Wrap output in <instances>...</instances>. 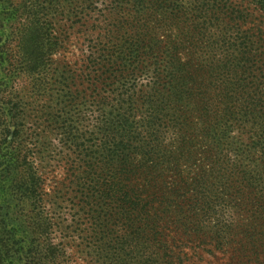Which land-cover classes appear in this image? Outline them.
<instances>
[{
  "label": "trees",
  "instance_id": "obj_1",
  "mask_svg": "<svg viewBox=\"0 0 264 264\" xmlns=\"http://www.w3.org/2000/svg\"><path fill=\"white\" fill-rule=\"evenodd\" d=\"M45 2L24 0L19 16L0 0V119L19 113L16 73L36 91L55 79L69 105L95 103L94 130L63 125L77 215L122 259L141 243L145 264H243L264 250L240 219L264 190V0H103L78 20L92 47L76 72L51 70L64 41ZM18 126L0 121V264L12 259L5 218L15 201L33 209L29 243L14 252L25 264H52L60 250L44 211L51 194L32 156L11 144ZM255 126L262 136L249 135V148L233 146L237 127ZM252 153L262 175L239 170ZM140 263L131 254L124 262Z\"/></svg>",
  "mask_w": 264,
  "mask_h": 264
},
{
  "label": "rangeland",
  "instance_id": "obj_2",
  "mask_svg": "<svg viewBox=\"0 0 264 264\" xmlns=\"http://www.w3.org/2000/svg\"><path fill=\"white\" fill-rule=\"evenodd\" d=\"M98 1L46 0V7L48 6L49 9L47 11L48 18L52 21L54 35L64 41L52 58L54 61L51 70L54 71L57 68L61 71L63 66H67L69 70L74 72L81 67L83 56L89 52L92 42L83 43V33L78 20L85 17L86 13L91 16L94 12L91 11L93 6L102 9L108 5V2ZM2 2L4 7H8L7 12H11L12 8H20L19 16H21L24 0H2ZM3 17L7 18V16ZM22 18H25V16H22ZM10 24L8 23V25ZM17 45V42L12 41L10 49L15 50V53L18 49ZM1 77L6 80L3 74ZM46 79L50 81V84L36 91L34 80L16 73V77H12L10 90L19 106V113L16 115L17 118L14 117L15 119L7 118L0 119V121L3 124L14 123L16 126L20 124L17 129L19 134L17 138H13L11 144L16 149H22L24 153L32 156L46 180L45 185L51 195L46 198V210L44 211L50 213L55 219V226L51 228V231H54L53 239L60 250L59 256L52 264H124L125 261L130 259V254L138 262H142L140 264L147 263V260L151 257L143 253L141 243L134 244V248L128 246L127 253L129 255L122 259L115 253L114 247L116 246L110 236L104 240L101 236L103 232H100L102 234L93 232L90 223L79 217L81 216L79 215V200L75 198L74 187H71L70 180L67 179L66 169L70 167L67 166L66 159L71 152L68 145L65 144L66 132L69 130H65L63 125L67 121L66 125L73 129L71 131H77L78 133L94 130L92 125L95 123L96 112L92 111L96 109V105L90 100H78L76 105H69L70 100L60 96L63 93L62 85L56 82L55 79L51 80L50 77ZM262 93H264V89ZM10 127L11 138L16 128ZM241 129L237 127L234 131V134L237 135L235 141H238L233 145L234 147L239 145L244 150L249 148L247 146L250 143V139L247 138L249 135L262 136V131L258 126L253 129L250 127L248 133H246V130ZM233 140H228V142ZM251 155L252 163L247 160L238 162L241 172L260 170L263 163L262 159L256 154L252 153ZM233 157L242 159L241 155L237 157L234 155ZM262 174L260 170L259 175ZM253 198V206L248 210H243L241 213L244 215L240 216V219L241 223L243 221L254 225L257 230L256 235L263 236V239L257 242L260 245L264 244V190L256 191ZM29 203L21 205L23 204L21 202L18 207V202L15 201L7 213L5 218L8 224L7 229L14 230V239L10 238L8 244L12 247V259L5 260L4 264H25L24 261L19 259L20 255L15 253L14 250L19 244L27 246L29 243L31 228L28 226V220L33 209V206H29ZM243 264H264V250L254 253L252 257H246Z\"/></svg>",
  "mask_w": 264,
  "mask_h": 264
}]
</instances>
